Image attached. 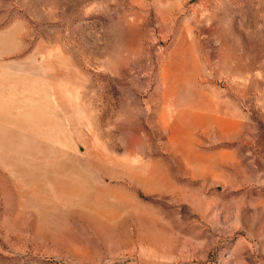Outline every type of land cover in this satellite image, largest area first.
<instances>
[{
  "label": "rangeland",
  "instance_id": "1",
  "mask_svg": "<svg viewBox=\"0 0 264 264\" xmlns=\"http://www.w3.org/2000/svg\"><path fill=\"white\" fill-rule=\"evenodd\" d=\"M0 264H264V0H0Z\"/></svg>",
  "mask_w": 264,
  "mask_h": 264
}]
</instances>
